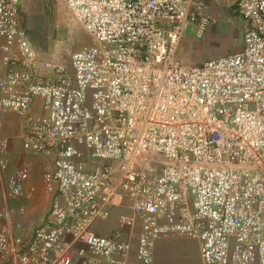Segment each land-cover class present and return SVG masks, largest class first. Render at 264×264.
I'll return each mask as SVG.
<instances>
[{"label":"built area","instance_id":"obj_1","mask_svg":"<svg viewBox=\"0 0 264 264\" xmlns=\"http://www.w3.org/2000/svg\"><path fill=\"white\" fill-rule=\"evenodd\" d=\"M56 1L93 39L68 63L34 47L23 0H0V264H153L170 238L197 240L201 264H264V0L236 1L241 49L201 65L178 60L187 26L210 24L199 1ZM9 114L49 161L51 208L27 238L15 219L36 188L29 164L5 178Z\"/></svg>","mask_w":264,"mask_h":264},{"label":"rangeland","instance_id":"obj_2","mask_svg":"<svg viewBox=\"0 0 264 264\" xmlns=\"http://www.w3.org/2000/svg\"><path fill=\"white\" fill-rule=\"evenodd\" d=\"M229 3L230 1L218 3L223 8V17L218 20L213 17V7L206 5L205 13L210 24L201 33L192 25V29L186 33V36L192 38V47L188 51V54L192 56V65H201L208 60L239 50L243 41V19L239 15L235 16L236 13L234 15L235 8L234 10L225 8ZM21 16L23 27L30 41L45 59H60L68 63L72 52L93 43L92 37L56 0H23ZM37 109L42 112L41 106ZM12 115L14 122L11 123L16 124L17 127L11 123L7 126L3 119L4 133L11 138L13 145L11 146L9 171L5 174V178L16 168L29 164L32 167L31 178L35 179L36 176L41 183L40 187L35 186L37 188L35 197L31 201L23 200L28 213L25 216L16 217L15 220L22 223L24 230L20 229V233L27 238L33 228L43 221L51 208V197L44 191L42 182V175L49 161L23 150L21 135L25 129L24 123L19 116ZM17 128L20 131H17ZM37 159L46 160V165L36 163ZM11 160L14 161L11 162ZM14 205L16 206L15 203ZM153 264H201L199 242L187 238L161 240L156 245Z\"/></svg>","mask_w":264,"mask_h":264},{"label":"crops","instance_id":"obj_3","mask_svg":"<svg viewBox=\"0 0 264 264\" xmlns=\"http://www.w3.org/2000/svg\"><path fill=\"white\" fill-rule=\"evenodd\" d=\"M195 1L196 2L199 1V2H201V3H203L205 5L204 12H205L206 5H209V6L213 7L212 8V11H213V17H216L215 20H218L219 18H222L223 17V13H222V9L223 8L218 4L219 2L217 3L215 0H195ZM236 1L237 0H230L229 5H226L225 8L227 10H230V8H232L234 10ZM234 15H235V11H234ZM235 16H238V15H235ZM189 29H192V25L187 26L186 31H185V34H184V37H183L182 42H181V44L179 46V49H178V60L183 65H192V56L190 54H188L189 49L192 47V38L186 36V33L188 32ZM245 30H246V24L242 20V32H243V34H244ZM242 44H243V41H242L241 46H240L239 49H241ZM2 73H4V68L2 66H0V74H2ZM39 106H41V100L40 99H36L34 101V103H33V106H32V113L35 114L36 116L42 114V112H40L37 109ZM3 119H4V121H6L7 126H8V123L14 122V117H13L12 114L5 115L3 117ZM18 124H19V121H18ZM11 125H14V124L11 123ZM14 126L17 127L16 124ZM17 131H20L19 128H17ZM13 161L14 160H11V162H13ZM43 161H42V159L41 160L37 159V162L36 163L39 162L41 165H43V164L46 165V162H45L46 160H43ZM40 185H41V183H39V181L36 179V176H35V179L31 178L29 180V182L27 183V187L29 189L32 188V187H35V186L40 187ZM19 204H21V203H19ZM128 212L131 215L133 214V211L132 210H129ZM16 223H20V222L18 221ZM136 227H137L136 228V231L139 232L140 231V222L139 221H137ZM119 228H120V225H119L118 215L117 214H114L110 219L100 222L97 225V227H96V231L99 234L108 236V235H111L114 231L118 230ZM15 231H16V233L18 235H21L19 229L18 230H15ZM130 232H131L130 229L125 228L123 230L124 237L127 238ZM74 264H82V260L81 259H76L74 261Z\"/></svg>","mask_w":264,"mask_h":264},{"label":"clouds","instance_id":"obj_4","mask_svg":"<svg viewBox=\"0 0 264 264\" xmlns=\"http://www.w3.org/2000/svg\"><path fill=\"white\" fill-rule=\"evenodd\" d=\"M155 253V252H154Z\"/></svg>","mask_w":264,"mask_h":264}]
</instances>
